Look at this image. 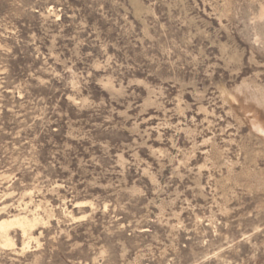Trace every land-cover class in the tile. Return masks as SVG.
<instances>
[{"label": "rangeland", "instance_id": "obj_1", "mask_svg": "<svg viewBox=\"0 0 264 264\" xmlns=\"http://www.w3.org/2000/svg\"><path fill=\"white\" fill-rule=\"evenodd\" d=\"M263 10L0 0V264H264Z\"/></svg>", "mask_w": 264, "mask_h": 264}, {"label": "bare ground", "instance_id": "obj_2", "mask_svg": "<svg viewBox=\"0 0 264 264\" xmlns=\"http://www.w3.org/2000/svg\"><path fill=\"white\" fill-rule=\"evenodd\" d=\"M263 12H264V10H263ZM252 124L255 126V128L258 131L262 132V134L264 135V126H262L261 124H259V122L255 121V120L252 122ZM17 216L19 217V215H17ZM26 220H27L26 218H21V219L17 220V223H19L22 226L23 224H25L28 221V220L27 221ZM9 223H12V222H6L5 220L0 221V233L1 232L4 233L6 231V225Z\"/></svg>", "mask_w": 264, "mask_h": 264}]
</instances>
